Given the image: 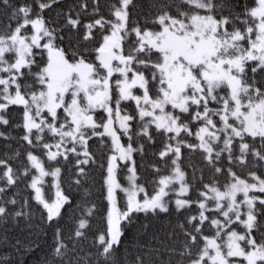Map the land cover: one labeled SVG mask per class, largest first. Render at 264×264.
Here are the masks:
<instances>
[{
    "label": "snow or ice",
    "instance_id": "6c2138e0",
    "mask_svg": "<svg viewBox=\"0 0 264 264\" xmlns=\"http://www.w3.org/2000/svg\"><path fill=\"white\" fill-rule=\"evenodd\" d=\"M135 7L0 0V126L17 106L28 148L16 166L21 152L0 158V223L31 226L35 201L52 236L41 264H118L137 214L146 231L174 206L173 243L153 234L131 264H264V0H152L140 18ZM97 170L107 210L93 230ZM23 181L31 195L9 196Z\"/></svg>",
    "mask_w": 264,
    "mask_h": 264
},
{
    "label": "trees",
    "instance_id": "16d2710c",
    "mask_svg": "<svg viewBox=\"0 0 264 264\" xmlns=\"http://www.w3.org/2000/svg\"><path fill=\"white\" fill-rule=\"evenodd\" d=\"M105 3V0H101V5ZM152 3V0H135L136 7L130 9L134 13V18H140L143 15H146L149 11V5ZM102 13L107 17L108 12L107 9L102 7ZM54 18V13H53ZM143 23V20H141ZM18 108L17 106H11L9 117L11 118V124L9 126H0V130H4L10 133V138L8 140H4L0 138V158H3L4 154L7 153L8 156H12L17 151L21 152V156L19 160L13 161L14 166L18 164L20 161L24 159V153L28 150L27 145L19 140V137L23 135V130L20 128L12 127L15 123L18 122L17 117ZM102 115V113H101ZM162 146L160 139H157L156 149ZM93 150H96L95 144H93ZM39 154V153H37ZM188 153L185 150V157H187ZM226 155V154H225ZM137 161H139V155L135 157ZM194 162L199 166V156L196 155L194 157ZM187 163V161H186ZM54 165V164H53ZM56 166V165H55ZM163 167V165H160ZM225 166H227V161L225 160ZM188 173L187 179L190 183H192V169H185ZM241 174L242 177H247V169L243 172H240L238 168L234 169ZM257 174L264 177V168H255ZM142 170V175H143ZM162 174H167V171ZM203 175L204 183H208L211 178V173L205 169L203 173H196V180L199 181ZM71 173L68 172L67 169L64 170V179L65 184L64 187L67 190L69 187L68 181L70 180ZM93 177L95 178V185L91 188V196L92 199L97 202L98 212L96 218L93 220V230L100 227V222L102 221L103 214L107 210V204L103 201V198L100 194V185L102 183V177L99 171L93 172ZM29 180L31 177L28 178ZM147 179H151V176H147ZM224 178H220V183L223 184ZM27 181L21 182L18 187L11 189L9 192V196L13 193L17 194V198L23 200L31 195L32 190L26 189ZM49 183V182H48ZM92 182L85 184L84 187L88 188ZM50 184V183H49ZM200 185L197 184V187ZM149 192H151V186L148 188ZM74 191V189H73ZM82 194V190L81 193ZM122 195V194H121ZM193 198H195V193H190ZM32 204L35 206L34 216L32 217V225L29 226L28 221H24L17 225L16 222L8 221L7 223H0V240H2L5 236L8 238V245H0V254H10L13 264H41L43 257L50 251L49 246L52 244V236L51 230L45 229L44 224L40 220V211L39 206L35 205V201H32ZM121 206H123V201H121ZM17 209L19 205L16 206ZM172 210L171 216L165 213H160L158 219H153L151 221V226L146 230H139L138 226L140 224L146 223L144 220V214L138 213L137 216L140 217L139 220L136 221L133 225L126 229V234L122 238V243L118 246V254H116L118 264H131V262L135 259V257L139 254V249L141 246L147 248L149 245L152 247L157 246V241L153 240V234L157 235L160 240H166L167 243L172 244V239H166V233L172 231L173 226L177 223V218L183 219L181 213H177L174 210V206ZM183 212V210H182ZM151 216V214H149ZM19 219V218H18ZM171 221V223H169ZM45 232L47 233L45 235ZM19 239L22 243L21 250L17 252L15 249L10 247L11 244H14L15 241ZM32 246L31 251H25L24 249Z\"/></svg>",
    "mask_w": 264,
    "mask_h": 264
},
{
    "label": "rangeland",
    "instance_id": "374dc122",
    "mask_svg": "<svg viewBox=\"0 0 264 264\" xmlns=\"http://www.w3.org/2000/svg\"><path fill=\"white\" fill-rule=\"evenodd\" d=\"M53 167H55V164L52 165ZM47 182L51 183V178H45Z\"/></svg>",
    "mask_w": 264,
    "mask_h": 264
},
{
    "label": "bare ground",
    "instance_id": "6f19581e",
    "mask_svg": "<svg viewBox=\"0 0 264 264\" xmlns=\"http://www.w3.org/2000/svg\"><path fill=\"white\" fill-rule=\"evenodd\" d=\"M119 252H117V254H118Z\"/></svg>",
    "mask_w": 264,
    "mask_h": 264
}]
</instances>
